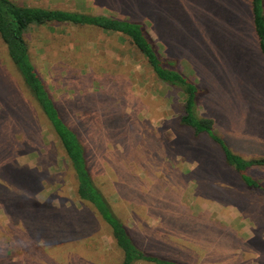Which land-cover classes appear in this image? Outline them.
Segmentation results:
<instances>
[{"label": "rangeland", "instance_id": "374dc122", "mask_svg": "<svg viewBox=\"0 0 264 264\" xmlns=\"http://www.w3.org/2000/svg\"><path fill=\"white\" fill-rule=\"evenodd\" d=\"M11 1L116 18L141 16L144 12L133 9L149 7L148 33L196 84L198 113L213 119L215 133L232 153L264 155V62L249 27L247 0ZM24 38L29 59L64 118L83 129L82 138L106 164L111 182L118 177L122 187L131 186L127 176L138 179L132 194L118 187L117 202L108 196L139 248L168 255L176 264H264V194L238 187L237 175L225 170L220 151L207 138L189 141L177 122L178 90L159 82L125 39L55 24L33 26ZM3 49L0 43V88L10 90L18 80ZM84 101L93 102L86 118L79 114ZM46 143L41 163L48 168L63 159L50 133ZM17 157L19 165L34 167L28 154ZM8 158L0 155V264H118L120 255L105 230L95 252L60 255L44 244V230L52 234L60 223L52 222L51 209L30 205L33 188L15 180ZM63 167L60 178L42 171L40 181L47 192L63 179L69 198L71 177ZM248 174L264 189V171ZM42 192L34 196L39 204Z\"/></svg>", "mask_w": 264, "mask_h": 264}, {"label": "trees", "instance_id": "16d2710c", "mask_svg": "<svg viewBox=\"0 0 264 264\" xmlns=\"http://www.w3.org/2000/svg\"><path fill=\"white\" fill-rule=\"evenodd\" d=\"M148 9L149 7L139 6L133 10L144 12V15L116 18L21 6L11 0H0V43L18 80L17 85L13 83L10 90L0 88V155L5 153L10 156L7 169L15 180L33 188L30 205L38 204L40 208L44 207V210L48 208L53 211L52 222L54 221L55 226L57 222L60 223L59 228L52 234H48V229L44 230V244L57 250L60 255L75 250L97 251L100 247L98 234L105 230L111 248L120 255L118 264H176L168 259V255H158L139 248L129 229L114 212L109 196L116 197L115 191L118 187V191L132 194V191H136L138 179L135 176H127L131 186L118 185V177L111 182L106 164L90 153L86 140L82 138L83 129L74 128L64 118L60 105L54 101L29 59L24 35L33 26L55 24L87 27L125 39L144 59L159 82L178 90L182 106L177 122L188 135L189 141L193 143L207 138L208 143L215 145L220 151L225 170L237 175L238 187L246 194L251 195L252 189H259L264 194V189L248 174L252 169L264 171V155L243 158L232 153L215 133L213 119L198 113L199 90L192 80L184 77L172 65L173 60L170 57H165L164 53L159 51L157 42L148 33ZM247 10L249 27L252 28L258 53L264 62L263 0H247ZM140 17L141 20H138ZM92 106L93 102L84 101L79 106V114L85 115L86 118ZM47 133L52 135L63 159L61 162L50 163L48 168L42 167L41 163V157L48 151ZM27 154L36 161L33 168L17 163V156ZM62 165L66 166L65 170L71 177L69 198L63 179L52 184L47 192L43 187L44 183L42 185L40 181L42 171L47 173L51 170L56 178H60L61 174L63 176L65 171ZM40 191H43L45 197L44 202L39 204L34 200V196ZM117 199L116 197V202ZM45 205H57L60 211ZM47 218L49 217H45ZM7 249L5 246L6 251ZM8 258L10 259V256Z\"/></svg>", "mask_w": 264, "mask_h": 264}]
</instances>
